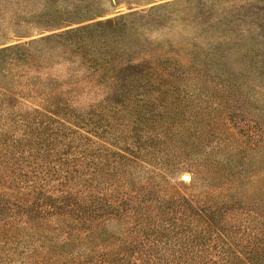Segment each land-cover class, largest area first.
I'll use <instances>...</instances> for the list:
<instances>
[{"label":"rangeland","instance_id":"rangeland-1","mask_svg":"<svg viewBox=\"0 0 264 264\" xmlns=\"http://www.w3.org/2000/svg\"><path fill=\"white\" fill-rule=\"evenodd\" d=\"M67 30L76 32L60 42L40 41ZM16 44L36 56L32 61L24 53L0 62V137L15 151L6 155L5 166L19 156L30 158L28 147L15 149L19 142L47 137V132H27L23 119L35 117L36 108L48 102L65 101L74 111L67 116L84 120L68 133L86 141L103 160L86 193L109 200L138 190L146 195L143 209L126 201L118 210H100L89 223L74 220L58 228L49 212L73 214L67 208L72 196L61 199L55 190L62 179L36 176L19 158L23 164L17 169L26 176L17 183V174L0 166V225L11 228L5 233L18 235L16 226L27 230L26 215L18 219L23 212L37 224L28 244L20 243L14 255L4 251L9 257L2 254L0 264H29L30 248L39 244L63 245L55 257L71 263L90 251L82 241L90 230L121 252L116 264L147 259L190 264L186 236L199 224L181 221L189 213L182 203L207 195L216 202L226 189L208 177L209 159L224 163L228 188L244 168L255 172L232 186L244 191L247 202L264 206V0H0V49ZM92 52L116 55V69L91 68L87 56ZM78 178L72 191L83 188L85 178ZM19 199L25 204L17 207ZM159 204L169 210L155 233L144 208ZM222 210L224 226L234 230L236 225L233 237L245 242L247 233L239 227L252 214L234 206ZM141 220L143 226L137 224ZM259 228L250 229L264 234Z\"/></svg>","mask_w":264,"mask_h":264},{"label":"trees","instance_id":"trees-1","mask_svg":"<svg viewBox=\"0 0 264 264\" xmlns=\"http://www.w3.org/2000/svg\"><path fill=\"white\" fill-rule=\"evenodd\" d=\"M74 32H76V30H67L62 33L42 36L40 41H43L45 44H49L52 39L60 42V38L67 39L66 36L73 34ZM81 38L82 37H79V39ZM35 41V39H32L30 42L33 43ZM22 47V44H16L0 49V62L5 60L7 56L19 57L24 53L32 61H35L34 57L36 54L30 50L23 51ZM87 57L90 61L89 66L91 68H96L98 66L105 69V72L107 73L116 69V64H114L117 59L116 55H110L108 52H104V54L103 52L100 54L97 52H92L91 55ZM66 104L67 103L65 101L62 102L56 100L48 102V105L46 106L36 108L34 111L35 113L33 114L35 117H27L23 119L27 121L26 131L32 134L38 132H47V137L45 140L43 138H36L34 140L29 138L26 142L27 144L19 142L15 146V149L17 148V150L19 149L22 152L28 147V150L30 151V156L28 157L30 158L22 159L20 156L19 158L31 167V172L33 174L42 178H46L47 174H50L56 178L62 179L60 180L61 188H59L60 186L55 188V190L61 191L62 195L58 197L62 199L65 198L67 194L72 196L70 198H72L74 201L72 200L69 204H67V208H70V210L73 211V214H69V210L57 214L49 212L50 215L55 217L54 223L56 224V227H68V223L74 220H78L83 224L89 223L92 221V218L102 213L100 210L105 211L109 208L111 210H118L120 209L119 207L121 206L122 202L126 201L134 202V204H140L141 209H143L142 206H144L145 203L146 193L140 192V190L133 194H118L115 196L116 199L111 198V200H109V198L106 196H97L95 193H86V191H90V184L94 181L95 174L98 169L101 168L100 166L103 160L96 158L97 152L91 147V145L87 144L86 141L82 140L80 137L77 138L68 133V130H70L74 134L75 130L72 128V126H79L80 121L84 120H80V118L75 116V114L71 117L67 116L72 115L74 111L73 109L69 111L65 106ZM36 117H39L41 121H37ZM34 123H37L38 127L41 125L43 126H41L42 128L35 127V129L33 127ZM0 144L2 145H0V153L3 154L0 155V166H4L3 168L5 170L9 169V173L17 174V183H24V176H26V174H23L17 169H20L21 165L23 164V162H19V158H13L9 166H5L4 159L9 161L8 159H10V157L8 158L6 155L8 153L13 154L12 152H15L14 146L8 145L6 140L1 137ZM104 158L107 162L108 158H106V156ZM206 163L207 167L209 168L208 177L213 181L218 179L220 184H224V186H219L220 190L224 188L226 189L225 192H222L218 195L219 201L216 202L211 201L210 198L209 200L206 199L208 195L201 200H196L195 202L187 200L183 201L182 206H187V208H189V213H184L185 219H182L181 221H189V224L193 221H196V225H200V227L198 225L194 229H189V236H186V238H189L190 241L189 253H192V257L189 256V263L264 264V234H257L250 229H256L257 227H260V231L264 232V206H260V204H258L259 202L257 201H254V204H252V202H247L243 197L244 191H234V187L232 186L236 185V183H238L240 180H243L242 178L246 180L252 179L255 172L249 173L247 172L246 168H244V172H242L243 175H237V178L234 180V182H232L231 187L228 188L231 182L229 180L230 174H225L227 169L224 167V163L222 161H216L212 159L207 160ZM243 166L244 164H242V167ZM75 173H77V176H74ZM81 176L85 178L82 184L83 188L72 191L73 184L77 182L79 179L78 177ZM121 177L122 176H119L118 179H122ZM79 192H85L86 194L81 197L78 195ZM233 192H236V194L232 195ZM251 193L254 194V192ZM14 201L17 204L19 202L21 204H25L24 200L19 199ZM15 203L9 201V205L11 206L10 208H14L13 206H15ZM21 204H18L17 207ZM74 205H76V207H74ZM227 206L240 207L248 214H252V216L248 215L250 217L249 219L246 217L245 225L239 227V229L243 230V234L247 233L248 237L246 236L245 242L241 243L233 237L237 233L236 225H234V230H228L222 223L220 214H222V209L227 208ZM254 206H257L256 209H253ZM166 209L169 210V207L164 208V206L161 204L157 205V207L145 206L144 208V214L148 215L145 216V218L147 220L149 219L150 221H153L152 230L155 233H158L161 230V226H159L157 223L159 218L167 217ZM154 210H157L158 212ZM24 214L26 215V218H24L23 222L25 223L27 230H20L19 227L17 228L16 226V229H18L19 233L18 235H15L14 232L11 234L5 233V230H10L11 228L7 229L6 224L0 225V256L6 253L5 256L9 257L7 256L9 255L8 252L4 251H9L10 254L13 255L17 253L18 245H20V243L27 245L28 238L32 237V234L35 233L34 231L37 230L36 220L32 218L31 214L23 212V214H20L18 219L20 220ZM156 218H158L157 221ZM143 223V220H141L137 224L143 226ZM258 223H260L261 226H259ZM67 232L69 234L70 231ZM85 233L86 235L83 237L82 241L87 245V247L90 248V251L83 254L81 257H78L77 259H73L71 263L67 264H116L114 262L117 261V257L122 254L120 251H116L115 248L111 246L112 242H110L106 236L96 232L95 230H90L89 232ZM146 234L147 233H145V235ZM240 237L244 238L241 234ZM29 241L32 243L30 239ZM131 242L136 243L134 238L131 240ZM138 243L140 247L143 248L144 255H147L148 250L144 248L145 242L142 241ZM3 244H10L11 246L8 249H4ZM14 244L17 246H13ZM65 244L66 246L69 245V243ZM61 246L63 245L58 246L52 244H39L38 247L40 248L46 247L44 251L38 249L37 246L30 248V253H28L30 254L29 256L31 258L29 264H64V262L58 260L55 257V255L60 254L57 252L56 248H60ZM144 264H150V259L145 260Z\"/></svg>","mask_w":264,"mask_h":264},{"label":"water","instance_id":"water-1","mask_svg":"<svg viewBox=\"0 0 264 264\" xmlns=\"http://www.w3.org/2000/svg\"><path fill=\"white\" fill-rule=\"evenodd\" d=\"M124 7H121V9H123Z\"/></svg>","mask_w":264,"mask_h":264}]
</instances>
